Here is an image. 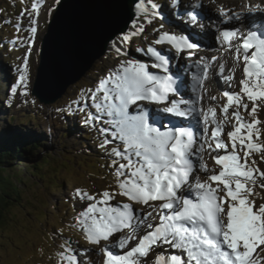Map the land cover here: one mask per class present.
<instances>
[{
  "label": "rangeland",
  "instance_id": "obj_1",
  "mask_svg": "<svg viewBox=\"0 0 264 264\" xmlns=\"http://www.w3.org/2000/svg\"><path fill=\"white\" fill-rule=\"evenodd\" d=\"M153 2L162 8V6L176 3V0H153ZM33 4L37 5L38 14L32 11ZM56 5V0H0V137H5V141H8L20 134L26 135L30 139L38 138L42 144L39 150L31 156L22 155L8 165L11 168L9 174H13V181L25 190L23 195L28 199L29 204H25L24 209L15 211L16 222L11 228L8 226L7 236L4 237L8 238L9 236V239L5 240L3 245L0 242V264H68L67 257L70 256H76L79 264H105L101 260L102 252L105 249L110 247L123 255L127 249H131L136 238L148 229L146 226L139 232L136 231L137 228L134 231L126 223L129 230L118 231L115 236L117 242L128 238L130 234L134 238L130 239L123 249L119 247V243L112 245L108 240H101L98 244H93L86 239L85 223H91V214L81 215V213H85L90 204L96 203L97 209L111 207L119 211H124L123 205L127 204L133 210L132 223L135 222L134 224H137L142 217L144 218L145 213L141 209L145 204L132 201L121 194L123 190L119 185L126 177L119 176L117 168L120 163H125V161L116 157L112 153V149L123 150L124 144L114 139L117 133L112 130L111 121L113 118L97 111L95 103L100 101L94 102L90 98V90L95 91L102 79L108 77L119 69L122 63L129 60L145 63L149 66V70L158 73V68L151 67L152 64L157 63V59L154 62L155 58L147 53V49L152 47L160 51L161 54L170 53L166 48L167 44H164L166 38L161 41H164L163 47L157 43L165 33L173 34L169 31L172 29L169 27L170 22L159 17L153 12L154 10L136 15V25L133 24L134 20L129 30L124 33L129 35L130 40L127 43H118L122 52H117L115 48L107 50L85 76L68 88L59 100L51 105H43L31 95V88L39 63L41 39ZM188 6L192 7L186 5L187 8ZM245 6V3L241 2L243 12H248ZM217 7L211 9L208 15L211 18H217H214L217 20L215 22H221L224 19L223 7ZM221 16L223 19L220 18ZM31 19L37 20L38 30L34 38L30 32ZM176 22L177 25H180L178 21ZM206 25L209 27L207 23ZM210 29L213 47L210 46L209 50H214V47L217 50L218 46L216 45H219L220 48L221 42L219 31L216 29V25H211ZM176 34L173 35L177 36ZM186 57L188 55L183 54L179 59L184 61ZM25 58H27V68H25ZM195 61L199 62V56ZM21 75L25 76V80L20 81ZM221 79V84L226 85L225 77H221ZM227 85L229 90L231 89V93L240 95V106L238 107L234 103L233 106L228 107L227 113L223 112L222 107L218 108L220 104L218 105L214 101L215 99H213L215 104L212 106L221 113V115H214L216 118L214 122H217L222 129L218 138L228 145L227 150L231 152L232 147L229 138H227V132L233 131L238 126L233 113L238 111L245 122H251L254 117L250 115L252 101H249L244 95L241 85L237 81ZM13 86H16L15 92L12 91ZM200 88L202 86L197 87V89ZM208 92V90H203L202 96ZM97 95L102 94L98 93ZM257 103L259 107L256 117L260 123L253 129V142L264 146V103L259 101ZM226 104L227 100L223 99L222 106ZM244 104L248 105V110L244 109ZM29 115L32 117L28 120ZM12 116L14 119L9 122L8 119ZM97 116H103V118H90ZM161 122L164 125V120ZM105 128L108 129L107 133L103 131ZM208 128L209 125L203 134L207 132ZM257 130L259 139L256 138ZM246 131L243 129L241 134H245ZM105 140H108L109 143L105 144ZM210 144L212 147L208 148L206 161L211 166V157L215 154L213 150L215 141H211ZM237 152L241 157V163H243L244 151L240 149L239 142L237 143ZM46 154L55 161H60L64 156H67L72 160L73 168H75L72 175H67L64 171L60 172L57 188L42 186L43 183L28 172L29 166L37 161L36 157ZM193 159L195 158L193 157ZM80 161L100 165L103 170L102 176L79 177L82 172H79L80 167L77 162ZM98 161L100 164H96ZM253 161L255 163H252ZM248 163L250 167L258 168L260 172H264V147L259 151L252 152L248 157ZM214 171L215 169L211 166L205 173H196L197 176L193 179L198 177L201 182L208 183V176ZM254 175L257 176V179L255 184L250 185L252 194L249 199L255 202L256 207H259L264 204V188L260 187L264 184V177L259 176V173ZM19 178H21V183H19ZM220 187L223 186L220 185ZM78 189L81 193H87L95 199L89 200L87 196L77 195ZM104 192H108L111 199L107 204L97 203L105 199L102 195ZM223 194V192L219 193V195ZM159 202L156 201L154 205L157 207ZM95 215L99 216L98 211ZM146 221L148 222V220ZM60 229H64V231ZM45 231H49L47 236L43 233ZM169 248L163 250V253L175 252V249ZM158 253L160 251H158V247H155L146 258L138 257L139 264L151 262L150 260ZM251 258L254 264H264V245L257 247Z\"/></svg>",
  "mask_w": 264,
  "mask_h": 264
},
{
  "label": "snow or ice",
  "instance_id": "obj_2",
  "mask_svg": "<svg viewBox=\"0 0 264 264\" xmlns=\"http://www.w3.org/2000/svg\"><path fill=\"white\" fill-rule=\"evenodd\" d=\"M60 0H56L59 4ZM145 3L150 4L155 10L158 5L153 0H139L135 8L139 12L147 13ZM249 12L260 10L264 12V6L260 4L246 5ZM32 11L38 14V7L33 4ZM23 15V13H22ZM243 12L233 13L229 19L239 20ZM187 16L190 23L198 21L195 11H189ZM37 20H30V32L33 38L37 33ZM223 40L229 49H235V59L243 58V78L240 80L242 92L249 101H252L250 115L254 117L251 122L243 121L239 112L233 116L237 125L233 131L227 133L231 142L232 151L228 153V145L218 137L222 129L217 126L211 133L215 141V149H224V155L213 157L215 163L221 166L218 174L211 175L208 179L216 183L213 188L210 183L201 182L197 177L193 183H189L191 173L194 170L192 150L194 133L184 127H175L167 131H161L150 123L147 114L141 111L137 115L129 114L130 105L137 101L147 100L152 103H169L165 111L178 117H188L189 111L179 108L183 101H168L169 93H178L176 81L171 75H154L148 70V65L139 61L129 60L120 65L119 69L102 79L95 91L90 90V98L95 101V107L99 113L114 117L111 121L116 129L114 139L124 144L123 150L112 149V153L125 163H120L117 168L119 176L126 178L120 182L122 195L137 203L148 204L149 201H161L159 206L161 223L155 226L154 231H149L139 242L123 255H115L111 251L105 252V264H139L138 257H147L149 253L160 245H168L176 249L177 254L158 253L155 264H254L252 254L260 245H264V204L256 207L255 202L249 199L252 194L251 184H255L257 176L264 177V172L258 168L249 166L248 157L254 151L261 150V145L253 142V129L260 123L256 113L259 107L258 101L264 103V33L249 30L240 33L239 29L224 30L221 32ZM239 38L240 43L233 45L232 39ZM167 39L177 52L182 51L181 45L188 49L197 47L185 37H176L165 33L163 39ZM129 35H117L111 39V45L117 52L121 51L118 43H127ZM147 53L154 56L159 63L151 67L161 68L168 72L169 61L155 48L149 47ZM215 59V58H213ZM27 68V58H25ZM223 66H221V74ZM227 76V80L233 79ZM25 76H20V81ZM12 91H16L13 86ZM102 95H97V94ZM227 104L223 112L227 113L228 107L235 103L240 106L241 97L238 93L225 92ZM186 103V102H184ZM248 110V105H243ZM213 117L215 115L214 110ZM203 120L208 123V113H202ZM102 119L103 116L90 117ZM246 129L245 134H241ZM105 133L108 129H103ZM206 131V130H205ZM259 139V131H256ZM247 141V142H246ZM244 151V162L237 152V143ZM105 144L109 143L105 140ZM102 147L104 145H101ZM202 147V146H201ZM212 145L209 144V148ZM116 163V161H113ZM252 163H255L253 161ZM206 170V166L201 165ZM188 185L189 195H177L183 185ZM220 185L223 187L221 188ZM264 188V184L260 185ZM194 192L195 199L191 198ZM223 192V195H219ZM77 195L87 196L89 200L95 199L87 193L77 190ZM103 201L97 203L107 204L111 196L104 192ZM124 211L111 207L97 209V204H90L85 213L91 214V223H85L87 241L98 244L101 240L109 238L124 225H130L133 218V210L130 206L123 205ZM167 210V211H165ZM98 211L99 216L95 213ZM162 213V214H161ZM151 216L152 213L147 214ZM226 218V222H225ZM145 220L147 217L144 218ZM144 221L142 220L141 223ZM140 225L137 224L136 227ZM149 229L152 224L146 225ZM135 231V229H134ZM119 241V247L124 248L128 240ZM186 255L187 259L183 257ZM68 264H79L76 256L67 257Z\"/></svg>",
  "mask_w": 264,
  "mask_h": 264
},
{
  "label": "bare ground",
  "instance_id": "obj_3",
  "mask_svg": "<svg viewBox=\"0 0 264 264\" xmlns=\"http://www.w3.org/2000/svg\"><path fill=\"white\" fill-rule=\"evenodd\" d=\"M241 2L245 3V5H255V4H260L261 6H264V2L262 1H241V0H176V3H172L170 6H162V8L158 7L157 9H155L153 11V9H151L150 4L145 3V8H147L148 11H153L154 13H156L159 17H161L163 20H168V22H170L169 27L172 29H169L170 33H177L176 35H182V37H187V39H189L188 41H192L193 44L196 45H201V43L204 40H207L209 43L208 45H204V51L202 52V54L198 55L199 56V62H196L195 60L193 61L192 67L185 70L183 66H178L176 64H172L170 67L167 66L168 68V72L167 73H176V74H180L181 72H183V76L185 77L184 80L189 81V84L186 85L185 82H181L179 83L177 86L179 87V92L181 94V97L184 98V100L187 101V103H184V105L181 107L182 110L185 111H189V113L192 115V119L193 122H195L196 124V128H197V136H196V142L193 144L192 150L195 153L193 155V157L195 158V161H197V167L195 166L194 168V172L191 173V177H196V173H201V172H206L210 169V163L207 162L206 158H207V154H208V148H209V141L211 140V136L208 135L207 137H203L200 136L199 137V133L201 134V131H203V115L202 113L207 112L208 113V122H214L216 120L215 117H213V114L211 111L209 110H214L215 114L221 115V113L219 112V110L214 109V107L212 106V104H214L215 102L218 101V103H221V98H217L218 94L214 91V89H210L209 88V84L205 83L203 85L202 81H203V74H196V70L200 71L202 69L205 68H209V72H211V75L213 77V79L215 78H219V69H221V66H223V69L225 70V74L224 75H233L234 77V81L236 80L239 84H240V80L243 78V71L236 69V66H238L239 61H237L235 59V49L232 48L231 50L229 49L228 51L222 52L220 53L218 50H209L210 46L213 47V42L211 40V32L210 27H208L206 25V23H200L199 18L198 21L195 23V25L198 26L197 30H195L193 27L187 25L186 23H183L180 25H177V18L175 13L178 12H183L186 9H189L186 7V5H191V8H196L198 9V11H200L201 13H207L211 10V9H215V7H217L218 5L223 7V13H225L224 19L223 21H221L218 25H216V29L218 31H220L223 27H239L240 29V33H244V31L246 30H252L254 28H258V27H262L264 29V12H261L260 10H253L256 13V17H253L250 15V13L253 15V11L252 12H247L245 13V11L243 12V8L241 7ZM218 6V7H219ZM217 7V8H218ZM244 7V6H243ZM220 8V7H219ZM245 9V8H244ZM137 10V9H136ZM147 11V12H148ZM137 14L139 15L142 12L136 11ZM243 12V15L241 16V18L239 20L234 19L233 21H230L229 16H231L233 13H241ZM221 14V13H220ZM222 15V14H221ZM188 20H190V18L188 17ZM136 19L133 22L134 25H136ZM199 23V25H198ZM215 29V30H216ZM245 29V30H244ZM172 30V31H171ZM174 31V32H173ZM180 33V34H178ZM164 42V41H163ZM163 42H160V46L162 45L163 47ZM223 42V41H222ZM235 42H233V45ZM166 48L169 49L171 51V62H176L179 58V55H185V51L182 52H177L176 49L173 47V45L166 40ZM203 45V43H202ZM217 46V45H216ZM114 49L111 45V42L108 43L107 45V50H112ZM164 50H165V46H164ZM122 52V51H121ZM212 58H217L216 62H213ZM176 60V61H175ZM189 61V58L186 59V62ZM195 62V63H194ZM157 63H159V61L157 60ZM149 70V68H148ZM161 68H158V73L153 72V70H149L152 74L154 75H162V74H166V72L161 74ZM180 71V72H179ZM236 72V73H235ZM235 73V75L233 74ZM192 80H199V86H202V88L200 89H191V87H187L188 85H190ZM215 81V80H214ZM235 81V82H236ZM198 86V87H199ZM219 89H222L224 92L228 91L227 87L225 85H222L221 83L217 84ZM226 89V90H225ZM203 90H209V95H203L201 98V91ZM196 95V99H193L192 97ZM173 97V94L170 93V98ZM213 99H215L213 102ZM169 101V100H168ZM213 102V103H212ZM189 105H192V108H189ZM170 106L169 103H152L150 101L147 100H141V101H137V103L135 105H130L129 107V114L130 115H137L139 114L141 111L145 112L147 114L148 120L150 123L152 124H157L159 125V127H161V131H167L169 129H174V127L172 126H168L167 122L165 121L167 116H172V117H178L174 114H170L167 113L165 111V108ZM200 110H202L200 112ZM221 117V116H220ZM114 119V117H111ZM162 120H164V125L162 124ZM181 121V120H180ZM207 124V123H204ZM218 126V125H217ZM112 130H114V132L116 131V129L113 127L112 125ZM210 130V129H209ZM202 146V147H201ZM201 165L206 166V170H204L203 168H201ZM188 190V185L187 186H182L180 191H187ZM179 191V192H180ZM179 192L177 194H179ZM156 203V201H149L148 204L144 205V208L142 209V212L144 213V218H145V214L148 220V222L142 217V219H140V221L137 223L140 226L136 227L137 224H134L135 222L132 223V220L130 222V228L131 229H135L137 228L138 230L136 231H141L143 228L146 227L147 224L150 223V219H154L156 216H158V205L156 207V205H154ZM162 203V202H161ZM151 212L152 215L148 216L147 214ZM149 218V219H148ZM144 221L143 223H141V221ZM128 228V225L124 224L122 225L118 231H123L125 229ZM130 229V230H131ZM129 230V229H127ZM117 231V232H118ZM117 232H115L108 241H110L112 243V245H116L117 243H119V241L117 242L115 236L117 235ZM133 234V233H132ZM130 237H133V235L130 234ZM132 239V238H131ZM130 240V239H129ZM128 240V241H129ZM166 248L168 249L169 246L168 245H160L158 247V251H160V253H163V250H166ZM171 249V248H169ZM165 252V251H164ZM171 254H177V250L175 249V252L171 253ZM184 259H187L186 255L183 257ZM151 259V257H150ZM102 260V259H101ZM151 262H146V264H155V257L152 258L150 260Z\"/></svg>",
  "mask_w": 264,
  "mask_h": 264
},
{
  "label": "water",
  "instance_id": "obj_4",
  "mask_svg": "<svg viewBox=\"0 0 264 264\" xmlns=\"http://www.w3.org/2000/svg\"><path fill=\"white\" fill-rule=\"evenodd\" d=\"M139 0H60L42 36L31 95L51 105L107 52L135 20Z\"/></svg>",
  "mask_w": 264,
  "mask_h": 264
},
{
  "label": "trees",
  "instance_id": "obj_5",
  "mask_svg": "<svg viewBox=\"0 0 264 264\" xmlns=\"http://www.w3.org/2000/svg\"><path fill=\"white\" fill-rule=\"evenodd\" d=\"M31 117L29 115L27 119L29 120ZM13 119L14 117L12 116L8 121L12 122ZM41 145V141L38 138L30 139L26 135L19 134L8 141H5V137H0V242L2 245L5 240L9 239V236L4 238L5 235L7 236L8 226L11 228L16 222L15 211L24 209V205L29 204L28 199L23 195L25 190L13 181V174H9L11 168L8 165L22 155L31 156L39 150ZM36 160L29 166L28 172L40 180L43 183L42 186L57 188L61 171H64L67 175H72L75 171L72 160L67 156H64L60 161H55L46 154L36 157ZM98 162L96 164H100ZM77 165L80 167L79 172H82L79 177L87 176L91 178L93 176H102L103 174L100 165L85 161L77 162ZM19 183H21V178H19ZM60 230L64 231V229ZM48 232L45 231L43 233L47 236Z\"/></svg>",
  "mask_w": 264,
  "mask_h": 264
}]
</instances>
